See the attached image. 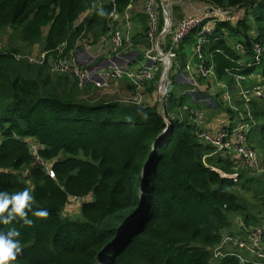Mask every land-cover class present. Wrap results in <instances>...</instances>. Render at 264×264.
I'll return each mask as SVG.
<instances>
[{"label":"trees","instance_id":"1","mask_svg":"<svg viewBox=\"0 0 264 264\" xmlns=\"http://www.w3.org/2000/svg\"><path fill=\"white\" fill-rule=\"evenodd\" d=\"M95 1L0 0V32L18 30L19 40L42 41L46 53L39 63L19 58L17 50L0 53V191L27 189L33 210L49 212L46 218L29 213L32 226L18 219L0 224L21 233L22 252L9 264H264L248 256L243 263L225 248L216 258L226 237L264 229V190L255 195L259 206L252 212L237 187L244 180L245 189L247 175L254 174L228 152L209 157L214 147L198 137L182 111L196 103L173 90L161 115L159 98L153 105L117 100L93 86L85 94L72 76L52 78L51 57H70L85 39L99 44L114 31L116 15L137 0L102 3L78 24ZM188 1L242 11L235 21L216 25L207 64L231 92L239 75L246 77L245 90L264 87V0ZM101 8L109 15L99 16ZM196 36L193 31L186 42ZM149 84L144 93H155L156 82ZM129 91L135 97L136 88ZM222 101L218 106L234 115ZM235 104L252 126L250 146L264 156V100L241 97ZM28 140L40 147L55 179L36 163ZM72 198H91L81 206L82 221L63 216ZM235 218L242 229L225 236Z\"/></svg>","mask_w":264,"mask_h":264},{"label":"built area","instance_id":"2","mask_svg":"<svg viewBox=\"0 0 264 264\" xmlns=\"http://www.w3.org/2000/svg\"><path fill=\"white\" fill-rule=\"evenodd\" d=\"M144 13L148 20V30L145 35L148 46L143 52V57L148 62L147 66H142L136 70L128 68L130 60L124 54L126 39L124 33L120 29H116L111 35L114 58L110 60L108 67L94 69L79 62L74 54L64 58L60 53L52 71L72 76L76 79L80 88L93 86L104 89L110 87L114 82L126 79L139 92L146 84L156 82L157 96L159 101H164L165 106L171 97V92L174 90L170 74L176 66L179 70L184 67L180 56L181 47L193 31H197L193 56L197 60L198 74L218 84L223 90V103L229 109H233L234 101L229 88L218 80L215 67L207 64L206 56V47L214 36L216 25L226 21L231 11L212 6L200 16L189 17L179 24H175L171 14V6L167 0H145ZM219 39L220 37L216 36L214 41ZM237 48L241 49V46L238 45ZM254 51L257 54V60L260 61L262 48L256 46ZM157 79L158 81H156ZM245 80L246 77L241 75L236 78L240 96L246 101H249L250 98L264 100V87L254 86L251 90H245L241 86V83ZM192 82L194 88L198 87L195 80H192ZM136 101L141 103L140 100ZM182 111L189 114L198 137L214 147V154L228 152L247 171L253 174L262 172L260 154L249 144L252 126L246 122L245 115L241 118V115L237 114L238 110H235L237 123H234L233 126L221 127L215 134H212L204 130V115L201 114L200 110L185 105ZM2 142L3 137L0 135V145ZM28 143L32 154L35 156L36 163L43 168L50 178L55 179V172L51 165L42 161L39 156L40 147L32 140H28ZM72 200L83 202L85 199L72 198L70 201ZM263 234L264 229L256 227L249 229L247 235L243 238L226 237L216 251V258L222 255L221 250L225 245L231 244L236 248V252L243 263L247 261L246 256L255 262H264Z\"/></svg>","mask_w":264,"mask_h":264},{"label":"crops","instance_id":"3","mask_svg":"<svg viewBox=\"0 0 264 264\" xmlns=\"http://www.w3.org/2000/svg\"><path fill=\"white\" fill-rule=\"evenodd\" d=\"M142 1L143 4L141 3V0H137L132 6H130V8L124 13L125 16L116 15V17L114 18L116 25L115 28H122L124 30V35H126V39L128 40L126 41V49L124 51V54L126 58L130 60L128 68H131L133 70L148 65V62H146L145 58L143 57V52L148 46L147 42H145L146 34H144V32L148 30V20L146 19L144 13L145 0ZM167 1L171 6V14L175 24H179L181 21L189 17L200 16L211 7L203 1ZM241 12L242 11H239V9L233 10V14L231 13L232 15L230 14L228 16L226 22H229L231 20L235 21L240 17ZM124 19H127L128 21L125 23ZM111 35L112 33L109 34L110 38L109 36L104 37L103 41L96 45V47L93 49L95 52H91V50L88 49H83L82 51L80 49H77V60L82 64L88 65L94 69H97L99 67H108L110 60L114 58ZM108 38L111 39L109 48H107L104 44ZM196 40L197 37L194 39V42H185L181 47L180 56L182 57L184 67L180 69L181 71H179L178 67L176 66L173 72H175V70H178L181 74L184 75V77L183 80L179 79V81H177L176 89L178 88L177 93H179V95L186 96L191 103H196L197 105L202 102L206 103V106L205 104H201L204 109H202L200 106H197L195 108H198L199 110L201 109L205 114L206 120L204 123V130L209 133L215 134L221 127L229 125L233 126L234 123H237V115L226 113L225 110L218 106L217 102L220 101V97L222 96V94L221 96L219 94L217 97H214V95L210 93L209 95H212L211 98L206 93H204V90H206L209 86H214V83L201 77V75L198 74L196 65L197 60L193 56ZM192 80H195L197 82L198 87L194 88ZM187 85H190L192 87V90L187 89ZM129 87V81L124 79L112 83L108 88L101 89V91H99V94L118 100L121 99L120 94L124 95L128 93L130 95ZM141 93L144 94V92L142 91ZM152 96L155 98V100L158 99L157 92L153 93ZM132 98L133 96L130 99ZM222 98L223 96L221 97V99ZM239 220L240 219L238 218L234 219L231 230L224 233L225 236H231V233L233 235H237V232L242 229V223L241 220ZM224 248L229 252H236V248H234L232 245H225Z\"/></svg>","mask_w":264,"mask_h":264},{"label":"rangeland","instance_id":"4","mask_svg":"<svg viewBox=\"0 0 264 264\" xmlns=\"http://www.w3.org/2000/svg\"><path fill=\"white\" fill-rule=\"evenodd\" d=\"M109 1H112V0H96L93 3V5L91 6V8L88 9L87 13L83 14L80 17L78 24L88 17V15L93 11V8H97L98 6H101L102 3H107ZM141 3L143 4L142 0H141ZM231 13H232V11H231ZM124 16H122V17H124ZM127 21H128L127 19H124L125 23ZM114 29L116 30V28H114ZM120 30L124 33V30L122 28H120ZM146 33H147V30L144 32V34H146ZM19 38L20 37H19L18 30H15L12 28H6L3 31H1L0 32V53H6V52L13 51V50H17V51H19V55H18L19 58L26 59L32 63H39L45 59L46 53H44V51H43V42L42 41L35 43V44H28V43H25V42L19 40ZM109 38H110V36H109ZM109 38L104 43L107 48L110 47L111 39H109ZM124 38L126 39V35H124ZM126 41H128V40L126 39ZM78 46H79L78 49H80L81 51L83 49H88V50H91V52H95L93 49L96 47V45L93 44L92 38L82 40L78 44ZM74 55L77 57L76 52ZM58 57H59V55H58ZM56 60H57V56L51 57L49 59V61L51 63V76L55 81H59L62 77H65V75L52 71L53 65L56 62ZM179 71H181V70H179ZM179 71L175 70V72L172 71L173 73L170 74V76H171L170 79H171V81H173V86H174V95H176V96H180L179 93H177L178 88L176 89L177 81H179V79L183 80V77H184V75L181 74ZM150 87L151 86L149 84L148 88H150ZM187 87H188L187 89L192 90V87L190 85L189 86L187 85ZM80 89L85 94H86V92L89 91L88 87L80 88ZM146 90H147V88L143 87L139 92H136L135 97H133L132 99L140 100L141 103H146V104H151V105L155 104V101L157 99L155 100V98L152 96L153 93L152 94H148V93L142 94L141 93V91L146 92ZM236 90H238V92H236ZM236 90H235V92L230 91L232 94V100L234 101V108L230 109V110H232V111L238 110L237 114L241 115L240 117L243 118V116H244L243 110L244 109L235 104V102L237 100H240L242 97L239 94L240 89L237 86H236ZM92 91L93 90H91V92L88 93V95L92 96ZM204 91H205L204 93H206L211 98H212V95H209L210 93L213 94L214 97H217L219 94H220V96H221V94H222V96L224 95L222 88L219 85H217L216 83H214V86H209ZM122 93H126V92H122ZM120 97L122 100L128 101V100H131L130 98L132 96H131V93H130V95L127 93L124 95L120 94ZM221 97H220V100H223V98L221 99ZM201 104L202 105L205 104V106H206V103L202 102V103H199V105H197V106H200L202 109H204V107ZM200 112H201V114L204 115L203 123H205V120H206L205 114L203 113V111L201 109H200ZM203 128H205L204 124H203ZM217 154L218 153H215V154L213 153L209 157H214ZM260 154H261L260 161H261L262 172L254 173V175H252V174L247 175V177H250V181L248 182L249 184H248V186L245 187V189L242 190L241 186H240V185H243L245 183L244 180H242L240 182L239 186L237 187V192H238L239 196L246 202V204L248 205L249 209H251L252 212L254 210H257L256 208H257V206H259V203L256 201V199H254L255 195L258 193H261L264 190V156L261 152H260ZM90 199L91 198H88L87 200L85 199L83 202L74 201V200L70 201L69 205L67 206V208L63 212V216L66 218H69L73 221H82L83 218H82V215L80 213L81 206H82V204H84V202H86V201L88 202V200H90ZM230 230L231 229H225L224 233L229 232Z\"/></svg>","mask_w":264,"mask_h":264},{"label":"clouds","instance_id":"5","mask_svg":"<svg viewBox=\"0 0 264 264\" xmlns=\"http://www.w3.org/2000/svg\"><path fill=\"white\" fill-rule=\"evenodd\" d=\"M98 15L104 17L109 14L101 8L98 10ZM33 199V195L27 189L11 193L0 191V224L7 225L18 219L23 225L32 226L34 221L29 218V213L34 217H48L47 209L33 210ZM20 235V231L16 228L6 231L0 229V264L15 261L17 255L22 252Z\"/></svg>","mask_w":264,"mask_h":264},{"label":"water","instance_id":"6","mask_svg":"<svg viewBox=\"0 0 264 264\" xmlns=\"http://www.w3.org/2000/svg\"><path fill=\"white\" fill-rule=\"evenodd\" d=\"M169 94H170V93H169ZM158 109H159L161 115H163V110H164V101H163V100L159 101V103H158ZM144 171H145V169L143 170V173H144ZM145 201H146V199H145V197H143V199H142V201H141V204H140V207L138 208L137 214H136L135 216H137L139 213H141V212H140V209H141V207L143 206V203H144ZM145 203H146V202H145ZM145 205H146V204H145ZM135 216H134V217H135ZM132 220H133V219H130V220L127 222V224L130 223Z\"/></svg>","mask_w":264,"mask_h":264}]
</instances>
